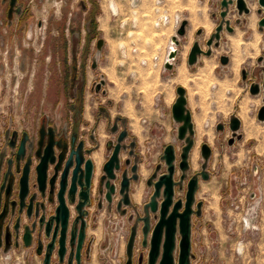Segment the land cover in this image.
Here are the masks:
<instances>
[{
  "label": "rangeland",
  "instance_id": "1",
  "mask_svg": "<svg viewBox=\"0 0 264 264\" xmlns=\"http://www.w3.org/2000/svg\"><path fill=\"white\" fill-rule=\"evenodd\" d=\"M60 1L31 0L29 22L13 41L5 42L0 55V264H42L39 255L25 244L26 216L19 210V202L17 209L14 208L15 195L5 187L14 176L18 177L15 164H8V159L18 152L20 142L28 138L36 140V127L41 118L46 119V125L52 123L43 112L34 116L35 111L41 106L64 113L72 109L64 95L61 100L54 96L42 101L45 92L55 91L58 87L59 59H55L50 50L69 39V60L72 64L78 60L79 64L75 86L83 93L79 99V105L83 103V112L85 110V115L91 118H96L100 112L114 117L120 115L125 105L128 108L135 101V106L141 105L143 95L150 101L153 89L160 81L155 82V79L161 68L151 64L144 66L141 60H151L154 55L164 53L173 31L172 25L155 26L154 0H142L136 8L122 0ZM247 1L251 11L243 16H239L235 4L230 6L228 18L234 30L225 29L219 44L214 45L212 54L208 55L213 62L219 63L221 76H230L227 75L230 71L222 65L220 56L231 57L230 66L239 77V87L233 91V96L226 95V87L220 93H212V86L206 89L218 99L214 109L223 111L222 115L227 118L218 116L226 127L217 132L208 166L203 158L199 161L202 165H197L209 177L202 179L201 198L194 206L190 264H264V120L258 117L259 109L264 105V27L259 24L264 12L259 0ZM113 2L119 11L117 17L111 11ZM167 3L170 13H180L189 23L186 35L180 36L182 54L176 61L179 67L187 60L196 41L205 50L209 49L207 41L222 21V0H167ZM91 6L93 32L87 34V22L80 23V16L85 17L81 14L83 8ZM69 16V26L75 33L66 36L58 29L65 26ZM133 18L137 21L135 27L132 26ZM237 18L241 23H237ZM40 21L43 29L39 27ZM122 21L127 22L123 29ZM99 39L104 40L101 49L97 46ZM121 46H125V51ZM133 48H137V52ZM57 57H60L59 53ZM208 57L203 56L194 66H188L194 73L192 77L198 92L193 95L198 100L203 98L205 86L196 72L208 63ZM181 70L185 79L181 74L178 79L188 80L186 68ZM178 71L179 68L166 71L162 77L167 82V85L163 84L165 88L169 92L173 90L174 94H178V86H184L177 81L168 82ZM138 76L140 78H136ZM254 83L260 84V91L253 94L251 86ZM100 84L103 85L98 89ZM230 112L243 118V125L236 132L228 125ZM29 113L35 119L30 118ZM105 124L111 130L112 119L105 120ZM95 219L92 228L98 232L90 234L89 257L85 264H146L148 247L144 245L141 233L135 237V228L131 229L129 219L108 211H100ZM179 255L178 247L175 264L179 262Z\"/></svg>",
  "mask_w": 264,
  "mask_h": 264
},
{
  "label": "water",
  "instance_id": "2",
  "mask_svg": "<svg viewBox=\"0 0 264 264\" xmlns=\"http://www.w3.org/2000/svg\"><path fill=\"white\" fill-rule=\"evenodd\" d=\"M259 3L263 7L264 12V0H259ZM236 6L239 15L247 14L251 11L247 0H222V21L216 27L215 33L208 39L207 46L209 49L205 50L199 41H196L189 52L188 63L194 65L198 62L201 55H211L213 46H217L222 37V32L226 28L228 31H233L231 20L228 18V13L231 5ZM240 22V19L237 20ZM188 20H183L180 28L172 39L177 44H180L178 36H185L187 33ZM261 27H264V16L259 21ZM201 31H198L200 34ZM104 44L103 39L98 40V48L101 49ZM178 51L173 50L171 57H177ZM222 64H228L230 57L228 55H222L220 57ZM166 68L172 69L173 63H166ZM260 91V84L254 83L251 86V92L258 93ZM178 98L173 105V115L175 120L183 122V125L179 129V137L183 138L190 127L191 113L186 109V96L185 89L182 86L177 88ZM259 120H264V105L259 109ZM239 120L234 119L232 128H238ZM117 129V127H115ZM128 135L127 130H123L118 137V142L114 146L112 154L103 166V175L100 179L102 189L100 193L104 192V187L107 189L106 196L109 201L112 200V194L115 192L116 186L113 180L117 178L118 172L122 169V181L120 191L123 196V202L125 204L130 203V186L132 179H138L137 168L135 164L132 168L134 175L130 176L128 170L122 166L120 153L122 148H126L127 145L123 144L124 139ZM25 140L22 141L19 154L23 156L25 153ZM134 144V143H132ZM207 149V147H206ZM188 150V149H187ZM187 150L182 153V161L180 162V168L185 170L188 167L187 162ZM92 152L91 149L85 148L84 140L77 141V137L72 138V142L64 143V145L56 148L55 131L51 128L50 139L46 143L42 154L40 155L39 163L36 166L37 173V185L39 191L45 193L49 188L53 193L57 190V197L59 204L55 209L54 214L46 217V213H42L39 217V227L44 230L45 236L50 239L47 244V251L45 255V264L51 263V256L56 245L59 246L58 253L60 260L63 261L66 251L67 243L72 246V252L69 258V263L72 264L74 254L77 259V264H82V249L86 239V216L88 210L86 206L92 203L91 199V187L93 176L95 172V163L92 158L87 157ZM133 154V152H131ZM176 157L177 151L173 145H168L165 149L164 159L168 165L167 172L160 176L155 183V192L152 194L151 201L147 205L146 216L143 217L144 221V245H147L148 233L150 231V211L156 212L158 210V197L161 195V189H163L164 199L160 206V217L154 229L152 231V237L150 240V254L149 264H156V261L160 257L159 264H175L176 257L175 252L177 248L180 249L178 264H190V253L192 247V213L193 205L196 199V193L198 189L199 175L195 174L189 179L187 185V193L185 200H174L175 194V178L176 171ZM130 159L125 161V164H130ZM123 167V168H122ZM29 174H30V161L26 163L21 177V189H20V205L21 210L26 205V200L29 193ZM185 175H182L184 178ZM202 177L207 179L209 175L206 172H202ZM35 196H31L29 200V209L34 206ZM75 204L77 216L71 220V210L69 205ZM121 206V203L119 204ZM150 207V210H149ZM36 216H39V211L36 212ZM26 232L24 234L25 243L28 245L32 240V232L35 230L36 222L33 223L32 228L25 227ZM180 234L181 238L179 243L177 242V234ZM76 249L74 251V246ZM75 252V253H74Z\"/></svg>",
  "mask_w": 264,
  "mask_h": 264
},
{
  "label": "crops",
  "instance_id": "3",
  "mask_svg": "<svg viewBox=\"0 0 264 264\" xmlns=\"http://www.w3.org/2000/svg\"><path fill=\"white\" fill-rule=\"evenodd\" d=\"M84 8L83 12L87 10L86 8ZM70 15L72 16V12H70ZM134 15H137V13ZM71 16L66 18V20L68 19L64 26L66 27V29L70 27L69 25L71 23ZM84 20L85 17L80 18V23H82L83 25ZM15 21L17 22V19ZM16 27L17 26L14 25L12 28H10V30L7 27L0 28V55L3 54L2 51L4 50L5 42L7 41L9 43L10 41H13V38L16 36ZM174 34L175 30L173 28V31L168 39L171 40V38L174 37ZM170 40H168V44ZM168 44L164 47V51L167 48ZM162 49L163 48L159 50L162 51ZM181 54L182 53L179 51L176 61L180 59ZM203 56L208 57V55H201L199 57V61ZM208 58V63L202 65V67H200L196 72L201 75L198 76V78H201L203 80L202 84H204L205 86L203 88L204 91H201L204 96L203 98L201 97V99L199 98V100L195 98L196 96L194 97L193 95L198 91H196L195 89L196 84L193 81L194 78L192 77L194 73L190 72L189 69L190 66H194L195 64L190 65L187 58V60L183 62L179 67L176 66L175 61L173 69L164 70L163 68L159 67L161 68V70L159 71V76H156L155 82L157 81V79H160V81H157L158 85L153 89L152 98L150 99V101H148L146 96L143 95L141 105L138 103L139 106H135V104L137 105L136 101L134 102V105L130 104V107L128 108L125 105L123 111L119 112L120 115H116L114 117L109 115L107 117L100 112L98 113L96 118L95 116H93L94 118L87 117V115H85V110L83 112V103H81V105L76 108L73 102V95L69 91L71 84H65V82H63L61 85V83H59L58 81V87L55 89V91L52 90L50 92H45V96H43L42 101L49 98L52 99L54 96H56V99L61 100L62 95H64L69 100V102H71L69 104L72 109L68 110L67 113H64L62 112V110H52V108L51 110H46L41 106L40 109H38L37 112L35 111L33 115H42L44 113L51 118L52 123H56L59 130L64 128L68 129L69 131L78 132L79 136L86 140L88 147H98L92 155V158L95 160L97 167L94 182L95 187L97 186L98 177L102 172L103 164L105 163L109 154L107 144L115 137V134L111 130L107 129L108 126L107 124H105V120L107 122L111 121L112 119L114 123L118 117H121L124 121L123 126L126 127L129 131L128 141L135 140L136 146L134 155H130L128 150H123L120 157L122 160L128 158L131 159L132 165L138 163L137 173L139 179L132 182L131 199L135 204H142L146 201L148 194H150V180L154 177V175H158L159 173H161L163 171V166H166L164 153L168 145H173L176 151L179 153L177 162L182 161L181 155L188 149V167L185 170L180 169L179 172H177L178 174L184 173L186 175L189 174L190 176L194 175L195 173L201 171V169L197 167V165H202L199 162L200 159L203 158L204 162L208 166V163L213 156V144L216 143V139L218 137L217 132L222 130L220 126L223 124V121H220L218 119V116H224L222 115L224 114V112H220L218 111V109H214V107L218 106V99H214L206 89L207 86H212V88H210V91L212 93H220V91L223 92L226 87V95L233 96V91L235 89H238L239 87V77L236 75V71L234 70V68L230 66L231 57L228 64H222L223 66L228 67L230 74L227 75L230 76H221L218 73L219 63L213 62V59H211V57ZM176 68H179L176 77L169 78L168 82L177 81L184 85L182 87H184L185 89V96L187 101L186 109L188 111L190 110L191 113V124L190 127H188L187 132L183 138L179 137V129L183 125V122L175 120L173 115V105L178 98V94H174L173 90L169 92L168 88H165V86L163 85H167V82H164L162 80V77L165 76L164 72H170ZM181 68H186V70L188 71L189 78L186 81L178 79V77H180ZM136 74H134V76H136ZM58 75L59 74H57V76ZM136 78H140V76ZM212 82L213 85H210V83ZM242 90H244V88H242ZM168 93H170V96ZM157 95H160V97H162L159 105L156 104ZM235 97L238 98L237 96ZM43 103L44 102H42L41 104L43 105ZM58 103L60 104L61 102ZM80 106L81 109H79ZM30 113L29 117L31 118L32 114ZM224 117L227 118V116ZM32 118L35 119V117ZM235 118H237L239 122L237 129H233L232 126H230V129L233 132L238 131L239 128L243 125V118L241 117V115H235L234 113L231 115V112L228 117V121H231L229 122L230 125H233V121ZM202 179L204 178H199L198 189L197 192H195L196 200H199L201 198L200 190ZM90 211L91 226H89L88 228L89 237L91 233L98 232V230H94L92 228V225L94 217L98 219V213L101 210H98L97 206L95 205L90 209ZM97 219H95V221Z\"/></svg>",
  "mask_w": 264,
  "mask_h": 264
},
{
  "label": "flooded vegetation",
  "instance_id": "4",
  "mask_svg": "<svg viewBox=\"0 0 264 264\" xmlns=\"http://www.w3.org/2000/svg\"><path fill=\"white\" fill-rule=\"evenodd\" d=\"M248 2V1H247ZM31 0H0V28L1 27H7L12 28L14 25H16V34L18 32H22L23 31V26H25V24H27V22H29L31 16H32V11H31ZM249 5V4H248ZM250 7V6H249ZM251 9V8H250ZM250 13V12H249ZM81 14H85V20L87 22V34H91L93 32V6L89 7L85 12H82ZM239 14V13H238ZM242 16V15H239ZM82 17V15L80 16V18ZM17 19V22L15 21ZM240 18H237V20ZM237 23H241V19L240 22L237 21ZM71 25V23H70ZM39 27L40 29H43V22L40 21L39 22ZM45 30L47 29L44 28ZM80 30H82L81 28H79ZM226 29V28H225ZM224 29V30H225ZM59 32H61L63 35L68 36L70 34V32L72 34L75 33L74 28L73 27H69L66 29V27H61V29L59 30ZM60 33V34H61ZM223 33V32H222ZM69 39H65V43H60L58 45H54L53 49H51L50 51L53 53V55L55 56V59H59V75L57 76V81L59 83L65 82L66 83H70L72 84L71 87L69 88V91L71 92V94L73 95V102L76 106V108L79 105V99H81V95L83 93H80L77 85L75 86V80L78 79V60L75 61V64H72L69 60V45H68ZM98 46V43H97ZM203 47V46H202ZM59 53L60 57H57V54ZM222 56V55H221ZM220 56V57H221ZM52 57V56H51ZM50 57V59H51ZM230 57V56H229ZM57 61V60H56ZM230 62V61H229ZM93 67H95V65L93 64ZM73 74V76H72ZM103 84H100L98 86V89H100L102 87ZM253 85V84H252ZM75 86V87H74ZM124 121L121 117H118L117 120L113 123V125L111 126V131L115 134V137L110 140L107 144L108 149H109V154L108 157L106 159V161L109 159L110 155L112 154V151L114 149V146L116 145V143L118 142V137L119 134L123 131V130H127L128 135L126 137V139H124L123 144L127 145L126 148H122L121 152L123 150H128L130 155H134L135 154V146H136V142L134 141H128L129 140V131L126 127H124L123 124ZM46 119L45 118H41L40 121V125L39 127H36L37 130V138L34 141L25 140V153L22 155L19 154V150L17 153H13L12 156L9 157L8 159V164H10L11 166L15 164L16 166V170L18 171V177L14 176L13 181H11L8 184V187H5V190L8 191L11 195H15L14 197V203L12 202L13 206L15 209H17L18 206V202H19V210H21V205H20V189H21V177L23 175V171H24V167L26 165L27 162L30 161V174H29V193L27 196L26 200V205L23 207L22 211L24 212L26 218H25V227H29L32 228L33 223L36 222V227L35 230H33L32 232V240L30 241V244H26V246H28V249L31 252H34L35 254L39 255V257L41 258V262L42 264H45L44 259H45V255H46V251H47V244L50 241L49 238H47L45 236V232L44 230H41L39 227V217L42 213H46V217H49L50 215L54 214L53 212H55L56 207L59 204L58 201V197H57V190H55V192L51 193L50 189L48 188L45 193L39 191L38 189V185H37V171H36V166L39 163L40 160V155L43 152V149L46 145V143L49 141L50 139V133H51V128L55 131V141H56V148H59V146L64 145V143L67 142H72V138L74 136L77 137V141L80 140H84L85 142V148L86 149H91L92 152L90 154L87 155V157L92 158L93 153L97 150L98 147L94 146V147H88L87 146V142L85 139L81 138L78 134V132H73V131H69L68 129H64L62 128L61 130L58 129L56 123H48V125H46ZM228 125H230V123H228ZM232 126V124L230 125ZM8 127H10V124L8 123ZM43 127V128H42ZM115 127H117V129H115ZM222 129L225 128L226 126L224 124H222L220 126ZM25 135H23L22 140L24 139ZM22 143V141L20 142ZM134 143V144H132ZM20 149V147H19ZM131 152H133V154H131ZM121 155V153H120ZM179 153L177 152V157H178ZM12 157V158H11ZM14 157L16 158V161H14ZM177 157H176V171L174 174V178H175V194H174V200L177 199H183L185 200L186 197V193H187V185H188V181L190 178H192V176H190L189 174L186 175L184 173H177L179 172L180 168V162H177ZM121 159V157H120ZM129 159V158H128ZM92 160L95 163V172H94V176H93V181H92V187H91V199H92V203L89 206H86V209L88 210V215L86 216V221H87V227H86V239H85V243L82 249V264H85V260L87 257H89V251H90V247L88 245V240H89V234H88V228L89 226H91L90 224V218H91V211L90 209L93 206H97L98 210L101 211H108L110 213L115 212V213H119L122 217H126L127 219L130 220L131 224V229L135 228L134 232L136 233V236H139L141 233L142 236V240H145V235H144V221H143V217L146 216L147 213V205L150 203L151 201V197L152 194H154L155 192V183L158 181V179L160 178L161 175H163L164 173L167 172V168L168 165L166 163V166H163V171L161 173H159L158 175H154V177L150 180L149 182V186L151 188L150 194L148 195L146 201L142 204H135L133 203L132 199H131V190H132V182L136 181L139 179H132L131 181V186H130V203L129 204H125L122 200H123V196L122 193L120 191L121 188V181H122V173L123 170L121 169L118 172V176L116 179L113 180V183L116 186L115 192L112 194V200L109 201L107 199L106 196V191L107 189L104 187V192L100 193V189H102V186L100 184V179L101 176L103 175V169L101 174L98 177V182H97V186H94V182H95V174L97 172V167H96V162L95 160L92 158ZM125 160L121 159V163L122 166L125 167L128 170V174L130 176L134 175V172L132 171V168L135 164L138 165V163H135L132 165V163L130 162L129 165L125 164ZM105 161V163H106ZM131 161V159H130ZM104 163V164H105ZM103 164V166H104ZM122 167V168H123ZM137 172H138V168H137ZM13 173V171L11 172ZM195 174L199 175V178L202 177V171H199ZM194 174V175H195ZM138 175V173H137ZM182 175H185L184 178H182ZM199 183V182H198ZM35 196L34 199V206H32L31 209H29L28 205H29V200L31 196ZM158 199V210L156 212H151L150 211V231L148 233V244L146 247L148 250V254L146 256V264H148L149 262V254H150V240L152 237V231L154 229V226L156 225V223L159 220L160 217V206H161V202L164 199V194H163V189H161V195L157 198ZM121 203V206H119V204ZM196 205V199L193 205V213H192V226H193V215L195 212V206ZM70 210H71V220L74 219L77 216V211L75 209V204H70L69 205ZM150 210V207H149ZM39 211V216H36V212ZM26 232V228L23 232V235ZM180 234H177V242L180 241ZM144 243V242H143ZM74 251L76 249V245L74 246ZM58 248L59 246L56 245V248L53 250L52 252V256H51V263L50 264H68L69 263V258L72 252V246L69 244V242L67 243V251L64 257V260L61 261L60 260V255L58 253ZM75 253V252H74ZM160 261V257L158 258V260L156 261V264H159ZM72 264H77V259L75 257L74 254V258H73V262Z\"/></svg>",
  "mask_w": 264,
  "mask_h": 264
},
{
  "label": "built area",
  "instance_id": "5",
  "mask_svg": "<svg viewBox=\"0 0 264 264\" xmlns=\"http://www.w3.org/2000/svg\"><path fill=\"white\" fill-rule=\"evenodd\" d=\"M129 3V6L132 8H136L142 0H122ZM111 11L113 13V16L117 17L119 15L118 9L111 6ZM171 11L168 8L167 0H154V15H155V26L160 28L163 26H170L172 25L175 30V35H177V31L181 26L183 19V16L180 13L172 14ZM137 12L134 11V14ZM136 18L132 19V26H136ZM127 24L126 21H122L121 28L123 29L125 25ZM179 41L181 40V37L178 36ZM123 50L125 51V46H121ZM137 48H133L134 52H137ZM173 50H177L178 53L180 51V44H177L173 39L171 38L167 48L165 49L164 53L162 54H156L152 57L151 60L144 58L141 60L142 65L148 66L152 65L153 67H161L164 70L168 69L166 68V63H175L177 57H171V54ZM161 102L160 95L156 96V104L159 105Z\"/></svg>",
  "mask_w": 264,
  "mask_h": 264
},
{
  "label": "bare ground",
  "instance_id": "6",
  "mask_svg": "<svg viewBox=\"0 0 264 264\" xmlns=\"http://www.w3.org/2000/svg\"><path fill=\"white\" fill-rule=\"evenodd\" d=\"M111 5H112L114 8L116 7V5L114 4V2L111 3ZM115 9H116V8H115ZM103 17H104V16H103ZM103 26H104V25H103ZM182 69H183V68H182ZM184 70H185V68H184ZM181 71H182V70H181ZM183 72H184V71H183ZM180 74H181V73H180ZM181 75H182V74H181ZM181 75H180V76H181ZM184 75H185V74H184ZM182 77H183V75H182ZM184 77H185V76H184ZM184 77H183V78H184ZM181 79H182V78H181ZM184 79H185V78H184ZM184 79H183V80H184ZM186 79H187V78H186ZM243 112H244V111H243ZM246 115H247V114H246Z\"/></svg>",
  "mask_w": 264,
  "mask_h": 264
}]
</instances>
